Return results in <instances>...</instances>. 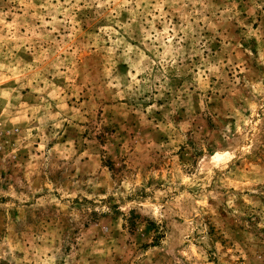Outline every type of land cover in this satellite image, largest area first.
<instances>
[{
  "label": "rangeland",
  "instance_id": "rangeland-1",
  "mask_svg": "<svg viewBox=\"0 0 264 264\" xmlns=\"http://www.w3.org/2000/svg\"><path fill=\"white\" fill-rule=\"evenodd\" d=\"M0 264H264V0H0Z\"/></svg>",
  "mask_w": 264,
  "mask_h": 264
}]
</instances>
